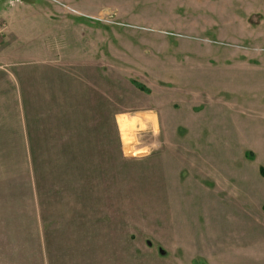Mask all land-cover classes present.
Listing matches in <instances>:
<instances>
[{"label":"rangeland","instance_id":"obj_1","mask_svg":"<svg viewBox=\"0 0 264 264\" xmlns=\"http://www.w3.org/2000/svg\"><path fill=\"white\" fill-rule=\"evenodd\" d=\"M14 8L0 61L55 89L43 109L64 127L39 135V112L38 155L67 143L34 160L52 264H264V0L0 4ZM147 104L160 127L137 125L130 142L119 117Z\"/></svg>","mask_w":264,"mask_h":264},{"label":"crops","instance_id":"obj_2","mask_svg":"<svg viewBox=\"0 0 264 264\" xmlns=\"http://www.w3.org/2000/svg\"><path fill=\"white\" fill-rule=\"evenodd\" d=\"M1 3L2 0H0ZM24 10L15 8L3 10L0 12V19L5 17L12 22ZM41 13L56 24L64 22L65 19L67 23H70L68 9L49 6ZM143 92L148 94L149 91ZM53 94L55 89L50 86H24L19 72L13 69V65L0 61V196L4 193V197H0V264H52L47 239L48 228L53 220L48 207L38 195L34 160L66 157L63 154L58 155L54 150L56 149L54 143H67H65V136L61 138L62 141L54 137L50 138L46 151H41L40 153L43 154L38 155L39 139L34 122L37 121L39 112L43 111V116H46L47 120L55 118L54 113L51 116L48 109L47 111L43 109V105L47 108V105L43 103L44 98L52 102ZM147 106L149 109L131 117L152 126L153 122L148 121L146 115L154 114L157 125L160 127L161 115L157 106L148 104ZM156 109L157 112L154 111ZM47 125L44 124V120L43 126L38 125L39 135L44 130H48L49 135H53L64 127L62 123H51V121L48 127ZM137 125L142 124L139 122ZM70 142L71 140L68 143ZM71 206L80 207L81 204ZM75 210V208L70 209V213L73 214L66 216L70 218L72 215H77Z\"/></svg>","mask_w":264,"mask_h":264},{"label":"bare ground","instance_id":"obj_3","mask_svg":"<svg viewBox=\"0 0 264 264\" xmlns=\"http://www.w3.org/2000/svg\"><path fill=\"white\" fill-rule=\"evenodd\" d=\"M146 116L148 117V121H150V122L152 121L153 124L156 125V118H155V116L149 115V114H147ZM139 122L142 124L141 126H145L146 127V125L143 124V122L140 119H137L135 117H129L127 115L120 116L119 117V126H120L121 131H122V136L124 138L128 139V141L132 142V139L130 138V134L134 131L133 130L134 128L136 129V126H137V124Z\"/></svg>","mask_w":264,"mask_h":264},{"label":"trees","instance_id":"obj_4","mask_svg":"<svg viewBox=\"0 0 264 264\" xmlns=\"http://www.w3.org/2000/svg\"><path fill=\"white\" fill-rule=\"evenodd\" d=\"M133 83L141 90L143 91H149V88H147L144 84L140 83V82H137V81H133ZM260 173L262 176H264V166H261L260 167Z\"/></svg>","mask_w":264,"mask_h":264}]
</instances>
